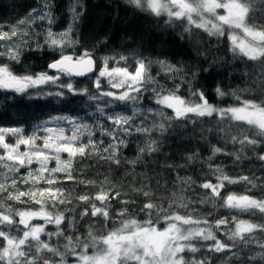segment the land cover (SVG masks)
I'll list each match as a JSON object with an SVG mask.
<instances>
[{"label": "snow or ice", "instance_id": "snow-or-ice-1", "mask_svg": "<svg viewBox=\"0 0 264 264\" xmlns=\"http://www.w3.org/2000/svg\"><path fill=\"white\" fill-rule=\"evenodd\" d=\"M126 2L156 16L167 13V24L177 21L183 23L187 19L189 27L185 31H191V26L194 25L197 29H203L210 37L224 36L225 25L229 27V31L243 29L259 45L248 47L243 41L237 44L236 36L228 35L233 45L231 51L235 53L239 47L240 52L250 60L264 64V31H253L247 26L248 19L254 15V0H228L227 3L218 0ZM77 6H70L71 22L59 33L53 31L57 20L51 11V0H43L14 25L0 24V59L8 61L0 65V90H12L26 95L29 90L36 89L41 95L29 99L56 98L58 103L65 101L71 104L73 99L79 98L78 106L70 110L77 112L76 115L51 116L36 125L30 136L25 137L21 127H0V150H3V154H0V264H67L69 257L74 259V264H210V259L215 254L227 256L228 261L239 259L241 264H264V240H255L253 248V239L249 238L257 231L264 233V223L251 224L237 220L235 216L231 220L216 219L213 223L210 221V214L195 218L191 212L182 215L179 209H187L188 204L169 203L165 208L154 202L150 189L144 190L143 187L132 189L147 201L138 208L137 215L146 217L142 222L138 219H123L129 213L127 208H122L116 213L117 217L122 218L120 226L107 231L106 235H98L91 224L84 234L66 235V230L75 228L76 220L74 217L69 219V216L76 209L65 207L64 211L57 210L72 203L57 185L67 181L85 185L96 183L92 180L75 179L72 164L77 158L83 161L96 157L116 167L126 163L134 170L146 154L151 156L160 151V142L153 138V133L163 134L181 120L186 122L191 118L195 123L214 116L219 118L217 126L225 118L238 122L233 126L237 131L235 135H231V143L239 144L241 150L249 146L255 149L258 145H264V101L261 105L247 100L241 102L235 92L225 93L217 86L215 93L218 97L235 96L241 106H214L209 103L206 90L196 87L198 78L208 75L209 69L190 71L189 65L183 61L178 62L180 66H177L166 59L140 57L135 61L133 72L128 66H118L121 63L127 65L129 57L125 55L114 52L96 57L94 50L85 48L78 51L80 42L78 39L73 40L72 35L83 13L76 12ZM221 8L227 9L228 14L216 15ZM45 21L47 27L37 31V27ZM24 26L28 27L22 31ZM5 27L9 31H4ZM41 35L43 43L39 40ZM15 39L19 42L13 43ZM32 41L35 42V48L30 43ZM45 48L54 56L58 54V58L50 60L45 71L20 76L13 74L11 64L21 62L25 49L43 51ZM204 55H207V51ZM112 62L116 66H112ZM153 65L159 67L157 76L151 75ZM161 73L172 80L171 88L158 82ZM77 77L88 79L91 81L90 85L78 88L74 82ZM177 79L179 83H176ZM105 81L111 90H104ZM185 85L188 88L187 98L178 94ZM42 86H55L58 90L45 93ZM146 93L154 98V107H143L141 102ZM80 107L91 111L79 115ZM167 110H171V114ZM240 122L246 123L250 128L245 129ZM65 124L67 128L63 126ZM207 131L211 132L212 129ZM220 131L231 134L227 129ZM253 131L254 136L250 138ZM7 137H17L15 144H8ZM133 137L143 138L144 144L141 146L136 143V155L132 158L125 157L122 153L133 145ZM21 145L25 146L24 151H20ZM210 151L211 155L203 158L201 163L208 166L207 171L215 176V182L205 180L198 185L205 190V197L199 200L200 204L219 199L226 184L244 182L253 188L264 189V185H257L248 176L233 179L225 174L223 167L212 166L219 154L234 156L233 163L239 162V152H225L214 145ZM62 153H67V160L61 159ZM199 155V151H196L182 159L192 162ZM255 159L264 164V154L257 155ZM50 161H55V167H50ZM34 163L38 165L35 170L32 168ZM166 166L177 170L184 167L175 164ZM23 169L27 170V175L21 177L19 173ZM60 174L64 175V180L59 179ZM176 180L181 185L194 183L191 177L177 175ZM20 185L26 190H20ZM120 196L121 191L115 189L105 178L95 196L83 194L77 198L79 202L90 205L79 216L81 219L91 217L93 220L103 217L105 224L113 222L109 202L112 199L119 200ZM11 201L37 207L14 209ZM96 201L100 202L99 207ZM121 203L127 205L132 201L123 200ZM46 206H50L52 210ZM220 206L241 212H258L264 216V200L250 196L237 197L230 194L223 198ZM34 219L42 220L43 223H31ZM161 224L167 225L163 231L159 229ZM48 225H54L55 231H47ZM198 242L201 247L196 246ZM203 243L208 244L206 249L203 248ZM89 250L93 251L92 255L88 254ZM202 251L205 253L202 259H196L195 255L191 259L186 258L188 254Z\"/></svg>", "mask_w": 264, "mask_h": 264}, {"label": "trees", "instance_id": "trees-1", "mask_svg": "<svg viewBox=\"0 0 264 264\" xmlns=\"http://www.w3.org/2000/svg\"><path fill=\"white\" fill-rule=\"evenodd\" d=\"M225 2L228 0H219ZM43 0H0V24L10 26L16 24L23 19L31 11L32 8L38 7ZM53 8L51 11L56 17L57 22L53 26V31L59 33L67 28L71 22L69 8L73 4H77L76 12L83 13L75 25V32L72 35L73 40H79L80 47L78 51L85 48L95 51V56L111 55L114 52L129 57L127 65L121 63L120 67L128 66L130 71L134 72L135 61L140 57H147L152 60H168L173 64L180 66L178 62L183 61L189 65L190 71L197 69H209L208 75H201L196 84L197 88L202 87L206 90L209 103L224 107H232L240 105L236 101L235 96L226 95L218 97L215 93L217 86H220L225 93L235 92L240 101L245 100L261 105L264 101V64L260 61L250 60L240 52L239 48L235 53L231 51L232 42L228 39L230 31L225 29V35L221 37H210L203 29H197L191 26V31H185L189 27L186 19L183 23L177 21L167 24V13L156 16L149 11H141L130 5L126 0H51ZM254 15L248 19L247 26L253 30L264 31V0H254ZM47 11V9H42ZM24 26L21 30L27 29ZM47 22L37 27V31L45 29ZM9 31L8 27L3 29ZM43 43V35L39 37ZM15 39L13 43H18ZM35 48V42H30ZM70 51V50H69ZM207 51V55L204 53ZM58 58L57 55L51 54L46 48L43 51H28L25 49L21 56L20 63H12L11 70L13 74L27 75L36 74L47 69V64L51 59ZM6 59H0V65L6 64ZM112 66H116L112 62ZM98 71V69H97ZM159 67L153 65L151 75L157 76ZM50 74H53L50 72ZM94 80L95 77H92ZM65 82H68L67 80ZM74 82L78 88L90 85L88 79H75ZM158 82L166 88H171L172 80L165 77L162 73L158 77ZM179 79L176 83H179ZM43 92H55L58 89L55 86H42ZM104 90H111L105 81ZM182 97L187 98L188 88L185 85L178 93ZM41 95L36 89H31L26 95L14 93L12 90H0V127H21L24 129L23 135L30 136L36 125L42 121H46L51 116L58 115H76L77 112L70 111L78 106L79 98L73 99L71 104L65 101L57 102L56 98L46 99H29ZM144 108L154 107V98L145 94L144 100L141 102ZM84 109L80 107L79 115H84ZM171 114V110H167ZM131 114L130 112L128 113ZM218 117H206L202 121L193 123L190 118L188 121H179L172 127H169L163 134L159 132L153 133V138L157 139L160 151L153 153L151 156L145 155L141 162L133 170L131 165L122 163L119 167L109 165L107 161H101L96 157L84 159L77 158L73 161L75 169L74 176L78 181L80 179L95 181V185H85L74 181H67L58 184L65 193L66 198L72 201L71 205L59 207L58 211H64L65 207L75 208L76 211L69 216L76 220L75 228L70 231L66 230V235H81L85 229L91 224L94 231L98 235H106L107 231H111L120 226L122 218L117 217L116 213L122 208H127L129 215L123 219H138L143 221L144 215H137L138 208L145 202L142 195H137L132 191L133 188H141L151 190L154 195V202L162 204L167 208L169 203L177 205L188 204L187 209H179L182 215L189 212L197 216H208L210 221L215 222L216 219L228 218L231 220L233 216L237 220H244L251 224L264 223V216L258 212H241L237 209H228L221 207L223 198L232 194L237 197L250 196L257 200H264V189L261 187L253 188L244 182L236 184H226L221 190V197L215 201H209L207 204H200L199 200L205 197V190L198 187L205 180L215 182V176L207 171V165L202 164L203 158L211 155V146H217L224 149L225 152L241 154V160L233 163L234 156L226 157L219 154L214 162L213 167L219 165L224 168L225 174L233 179L240 176H248L257 185H264V164L255 159L257 155L264 154V145H258L255 149L249 146L245 150H241L239 144L231 143V135H235L237 129L233 126L238 122L231 121L227 118L223 123L217 126ZM139 123V118L137 119ZM150 123V121H149ZM243 124L245 129H249L246 123ZM54 127V125H48ZM65 128L68 126L63 125ZM208 129H212L208 132ZM220 129L230 130L228 132L220 131ZM70 134V133H67ZM254 136V131L250 133V138ZM99 139V137H97ZM133 145L124 150L122 155L132 158L136 155V143L144 144L141 137H133ZM199 151V157L188 162L183 157ZM62 160H67V153L61 154ZM184 165L183 168L173 169L166 165ZM38 165H32L33 170ZM50 167H55V161H50ZM19 175L26 176L27 170L23 169ZM191 177L194 181L191 185H181L177 182L176 177ZM121 191L120 199H112L109 207L112 212L113 222L105 224L103 217L93 220L91 217L81 219L79 213L87 206L78 201V197L83 194L95 196L99 191V185L105 181ZM60 180H64V175L60 174ZM42 187L44 185H41ZM20 190H26L20 185ZM176 193V196H173ZM179 197H183L180 199ZM130 200L132 203L127 205L121 201ZM14 209L24 210L26 208H36L37 206L28 204H20L17 201H11ZM97 206L100 202L96 201ZM49 210H52L50 206ZM31 223L40 224L42 220L35 219ZM47 231H55L54 225H48ZM167 225L161 224L160 230ZM234 227V225H233ZM67 229V225H65ZM226 239V237H219ZM252 247L255 248V240H264V233L259 231L254 233ZM47 239V237H44ZM55 243V238L53 239ZM63 243V240L60 241ZM230 243V242H229ZM201 247V243L196 244ZM208 247L207 243H203V248ZM90 252L92 250H89ZM247 249H245V253ZM204 252L198 254H188L187 259H191L195 255L196 259H202ZM74 259L69 257L67 264L73 262ZM210 264H241L239 259L227 260V256L215 254L210 259Z\"/></svg>", "mask_w": 264, "mask_h": 264}, {"label": "rangeland", "instance_id": "rangeland-1", "mask_svg": "<svg viewBox=\"0 0 264 264\" xmlns=\"http://www.w3.org/2000/svg\"><path fill=\"white\" fill-rule=\"evenodd\" d=\"M218 2H221V1L218 0ZM227 2L228 1L221 2V3H227ZM227 14H228L227 13V9H224V8L218 9L217 12H216V15H227ZM186 21H187V19H186ZM213 22H215L214 19H213ZM224 28L229 29V27L227 25H225ZM253 31H259V30H253ZM230 35H235L236 36L237 44H239L241 41H243L244 45H246L248 47H257L259 45V42L258 41H254L251 36H247L244 33L243 29H233V30L230 31ZM213 105L216 106V107H224V106L215 105V104H213ZM240 106H241V104L237 105V106H232V107H240ZM16 139H17V137H7L6 138V142L8 144H15ZM24 150H25V146L21 145L20 151H24ZM0 154H3V150H0ZM161 231H163V230H161ZM88 254L92 255L93 251H91V252L89 251ZM68 264H74V261L71 262V263H68Z\"/></svg>", "mask_w": 264, "mask_h": 264}, {"label": "water", "instance_id": "water-1", "mask_svg": "<svg viewBox=\"0 0 264 264\" xmlns=\"http://www.w3.org/2000/svg\"><path fill=\"white\" fill-rule=\"evenodd\" d=\"M75 79H84V78H81V77H77V78H75ZM35 220V219H34Z\"/></svg>", "mask_w": 264, "mask_h": 264}]
</instances>
